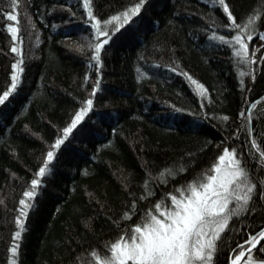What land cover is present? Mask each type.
Here are the masks:
<instances>
[{
  "label": "trees",
  "instance_id": "16d2710c",
  "mask_svg": "<svg viewBox=\"0 0 264 264\" xmlns=\"http://www.w3.org/2000/svg\"><path fill=\"white\" fill-rule=\"evenodd\" d=\"M87 2L103 35L92 31L85 0H16L15 7L0 0V94L11 84L12 64L22 69L0 104V264H94V253L129 235L158 202L161 212L173 207L171 195L210 174L223 149L235 146L254 178L257 210L226 226L214 264H228L264 225V158L250 148L257 139L264 151V61L241 66L230 44L211 37L230 38L234 28L221 25L243 27L249 15L264 32V0H226L232 20L214 0H144L135 14L140 0ZM78 32L105 41L99 65L94 47L76 55L61 43ZM242 38L250 53L264 55L259 34ZM88 99L93 106L37 176ZM34 178L40 183L25 198L29 210L17 239L19 200ZM14 240L16 253L9 251ZM262 241L251 249L254 261H264Z\"/></svg>",
  "mask_w": 264,
  "mask_h": 264
},
{
  "label": "snow or ice",
  "instance_id": "6c2138e0",
  "mask_svg": "<svg viewBox=\"0 0 264 264\" xmlns=\"http://www.w3.org/2000/svg\"><path fill=\"white\" fill-rule=\"evenodd\" d=\"M143 3L144 0H140V3L135 5L133 14L135 11H139ZM214 3L227 13L229 20L233 19L226 0H214ZM15 6L16 0H13V7ZM84 7L88 9L87 14L91 17L92 31L96 35H103L99 26L100 21L93 15L87 0H85ZM5 15L10 17L12 21L17 20V16L11 11ZM123 18L127 22L130 16L125 13ZM260 18L264 20V16ZM110 19L119 23L117 16H112ZM84 23L88 24L89 21L85 20ZM104 24L107 25L108 21H104ZM7 27L8 31L11 32L12 39L16 40L17 28L12 24ZM55 27L56 25H53V28ZM221 27L234 28L236 34L227 38L225 36L217 37L216 33H213L211 39L213 41L218 39L224 44H230L232 53L238 58L237 62L241 66H247L250 59L264 61V55L257 57L249 52L248 46L242 38L246 36L251 39L252 36L259 34L260 38L264 40V32L257 33L255 31V15H249L243 27L239 24H227L221 25ZM112 30L115 31L114 28ZM104 43L105 41L101 40L92 46L95 51L91 52V59L97 65L100 64V49ZM12 51H17L15 46H13ZM260 51L264 52V48H261ZM18 63H13L11 66L15 71L11 74L12 81L7 91L0 94V104L6 103V98L9 97L18 83L17 73L22 71L18 67ZM172 71H176V69L173 68ZM185 75L187 74L185 73ZM139 78L138 76L137 79ZM189 79L191 80V77ZM97 80H99V76H97ZM241 88H243V82ZM92 91L96 92V88L94 87ZM92 106L93 100H86L84 106L75 113L71 123L63 128L64 136L55 140L54 148L47 152L43 164L36 173L37 176H43L48 171L46 165L53 159L55 147L61 145L64 137L69 134L70 130L83 118V114L87 113ZM224 119L227 120L228 117H224ZM252 131L250 127L247 129L249 136L252 135ZM236 134L233 133V135ZM250 148L255 149V153L264 158V151L258 146L257 139L251 140ZM180 171L183 169L181 168ZM168 175H174V173H168ZM253 179L246 170L245 157L240 154L239 150L235 146L231 150L227 147L224 148L222 154L217 157V162L211 165L210 174H200L198 178L189 181L183 189L179 190L177 195H171V203L174 207L164 208L161 213L162 206L158 202L153 211H149L141 217L140 223L134 226L129 235H120L110 245H105L106 251L94 253V264H214V256L222 248L226 226H229L230 221L241 217L249 209L252 212L257 210L251 203L256 191ZM39 183L38 179H32L30 181L31 190H25L23 198L19 200L22 207L19 208V215L15 218L18 230L12 233L13 237L17 239L24 223L21 217L26 216L29 210V204L25 198L30 199L36 195V186ZM145 191L147 192V184ZM260 195L261 199L264 200V181H261ZM134 206L135 201H133ZM124 215L127 216L128 213ZM262 237H264V225L260 226L259 231L248 236L244 242L243 250L238 248L233 253L235 258L231 259V264H238V262L239 264H264V261L255 262L251 258V249ZM260 250L264 252V247H261ZM9 251L16 253L15 240ZM245 253H247L248 259L241 261V256H244Z\"/></svg>",
  "mask_w": 264,
  "mask_h": 264
},
{
  "label": "clouds",
  "instance_id": "9594fccd",
  "mask_svg": "<svg viewBox=\"0 0 264 264\" xmlns=\"http://www.w3.org/2000/svg\"><path fill=\"white\" fill-rule=\"evenodd\" d=\"M61 43L67 51L76 55H83L94 45L95 42L89 34L78 32L74 36L67 35L63 37Z\"/></svg>",
  "mask_w": 264,
  "mask_h": 264
},
{
  "label": "rangeland",
  "instance_id": "374dc122",
  "mask_svg": "<svg viewBox=\"0 0 264 264\" xmlns=\"http://www.w3.org/2000/svg\"><path fill=\"white\" fill-rule=\"evenodd\" d=\"M258 44H259V43H258ZM221 154H222V153H221ZM173 207H174V206H173ZM162 212H163V211H162ZM162 212H161V213H162ZM245 255H246V254H245ZM245 255H244V256H245ZM244 256H241V261H244V260L248 259V257H244ZM253 261H254V260H253ZM255 262H259V261H255ZM238 264H239V262H238Z\"/></svg>",
  "mask_w": 264,
  "mask_h": 264
},
{
  "label": "water",
  "instance_id": "95a60500",
  "mask_svg": "<svg viewBox=\"0 0 264 264\" xmlns=\"http://www.w3.org/2000/svg\"><path fill=\"white\" fill-rule=\"evenodd\" d=\"M262 238H263V237H262ZM262 238H261V239H262ZM258 243H259V241H257L256 245H254L253 248H254L255 246H257ZM245 254H246V253H245ZM234 258H235V256H234L233 258H231V259H234ZM231 259L229 260L228 264H231Z\"/></svg>",
  "mask_w": 264,
  "mask_h": 264
}]
</instances>
